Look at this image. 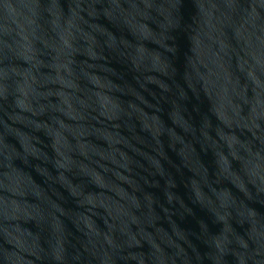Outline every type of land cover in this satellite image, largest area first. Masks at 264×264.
<instances>
[{
    "label": "water",
    "instance_id": "95a60500",
    "mask_svg": "<svg viewBox=\"0 0 264 264\" xmlns=\"http://www.w3.org/2000/svg\"><path fill=\"white\" fill-rule=\"evenodd\" d=\"M0 264H264V0H0Z\"/></svg>",
    "mask_w": 264,
    "mask_h": 264
}]
</instances>
